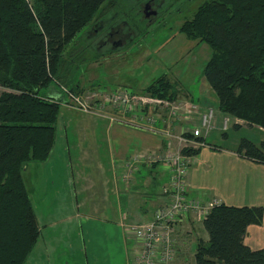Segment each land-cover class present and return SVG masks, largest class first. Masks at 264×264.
Here are the masks:
<instances>
[{"label": "trees", "instance_id": "obj_1", "mask_svg": "<svg viewBox=\"0 0 264 264\" xmlns=\"http://www.w3.org/2000/svg\"><path fill=\"white\" fill-rule=\"evenodd\" d=\"M105 1L0 0V264H24L38 237L21 172L50 153L60 105L71 108L66 94L79 93L65 49ZM179 32L210 49L201 77L217 110L264 130V0H206ZM144 92L167 101L176 95L164 76ZM234 152L264 165V139L257 146L240 139ZM261 219V207L213 205L200 223L207 240L196 242L194 264H264V246L251 250L242 242Z\"/></svg>", "mask_w": 264, "mask_h": 264}, {"label": "rangeland", "instance_id": "obj_2", "mask_svg": "<svg viewBox=\"0 0 264 264\" xmlns=\"http://www.w3.org/2000/svg\"><path fill=\"white\" fill-rule=\"evenodd\" d=\"M204 1L106 0L92 22L65 49L64 56L73 61L72 75L79 86L77 95L84 98L87 93L111 95L125 92L146 98L148 95H145L144 89L158 77L164 76L176 91L174 102L191 103V97L195 98L193 92L200 85L205 88L206 103L211 105L204 106L205 109L213 110L207 128L209 131L203 128L201 131H208L203 136L205 147L215 146L233 152L240 139L257 146L264 139V130L243 125L219 111L215 117L216 98L201 77L210 49L204 43L185 39L179 32L180 25L189 20L196 7ZM144 13L150 14L145 17ZM138 25L140 27L137 28ZM195 106L199 111V107ZM181 110L179 106V114L183 112ZM143 111L146 108L139 109L140 113ZM159 113L162 114V111L156 108L155 114ZM194 115L197 116L190 113L187 118H193ZM113 119L109 121L60 105L54 126V142L47 159L42 163L28 162L21 172L39 226L38 237L24 264H81L79 242L72 240L69 250L67 246L57 244L53 232L60 231L63 225L59 219L64 218L67 210L62 203L74 200V183H71L74 181V172H87L93 168L91 178L97 183L95 166L100 163L110 168L118 158L112 154L111 146L118 136L112 128L120 125V122L116 115H113ZM174 120L181 121L179 116ZM224 121L226 129L223 128ZM234 124L242 125L233 128ZM220 126L225 131L222 132ZM116 139H124L130 142L132 148L136 147L134 136L119 135ZM192 141L203 143L194 139ZM82 152L87 153V160H80ZM196 195L197 191L191 192L192 197ZM74 213L76 211L71 215ZM53 223L54 227H51ZM64 230L70 233L68 228ZM45 246L48 247L47 253ZM54 250H63L67 256L54 258Z\"/></svg>", "mask_w": 264, "mask_h": 264}, {"label": "crops", "instance_id": "obj_3", "mask_svg": "<svg viewBox=\"0 0 264 264\" xmlns=\"http://www.w3.org/2000/svg\"><path fill=\"white\" fill-rule=\"evenodd\" d=\"M204 90L199 85L197 91L193 92L195 98L186 93L192 98L189 102L197 105L199 110L204 106H211L206 103ZM152 107L145 106L146 111L143 113L136 111L132 114L106 109L108 116L116 115L120 122V125L112 129L118 136H134L136 147L132 148L130 142H125L124 139L117 140L116 136L111 152L118 158L110 168L100 163L95 166L97 183L91 178L93 168L87 172H74V181L71 182L74 183V200L62 203L67 212L64 218L59 219L63 225L60 231L53 232V238L57 244L67 246L69 250L72 248V240L79 242L81 264H132L138 245L132 236L123 231V227L151 221L154 211L168 202L162 190L169 177L163 156L166 141L172 149L176 146L174 140L163 134L167 131L172 136L178 135L185 124L195 125L197 116H190L186 123L183 120L179 123L170 116L168 109L156 107L162 114H155L156 108ZM217 111H214L215 117L219 113ZM148 117L154 120L153 124L147 123ZM104 128L107 129L105 126ZM220 129L223 132L226 128L222 129L220 126ZM204 133L201 135L204 136ZM202 142L206 144L205 139ZM133 153H144L150 162L139 163L136 172L123 180V175L126 174L124 162ZM81 155L80 160L88 159L86 152ZM189 160L185 182L190 197L191 192L197 191L203 204L214 202L233 207L262 208L260 224L248 226L242 240L251 250L261 249L264 246V165L246 160L234 151H225L215 146L199 147V152L189 156ZM191 167L194 170H190ZM73 211L76 213L71 215ZM200 223L195 214L190 213L181 222L174 224L172 240L175 258L169 264H194L196 242L205 243L207 240ZM51 227H54V223ZM63 227L68 228L70 233ZM47 248L45 246L46 253ZM63 255L67 256L63 250L53 251L54 258Z\"/></svg>", "mask_w": 264, "mask_h": 264}, {"label": "built area", "instance_id": "obj_4", "mask_svg": "<svg viewBox=\"0 0 264 264\" xmlns=\"http://www.w3.org/2000/svg\"><path fill=\"white\" fill-rule=\"evenodd\" d=\"M84 98L75 94H66V99L70 103V107L77 109L81 113L92 115L100 118L113 120V117L107 116L106 109L121 111L122 113H135L145 106L151 105L155 107L166 108L169 110L170 116L175 119L185 121L190 113L197 115V124L188 126L185 124L180 133L176 136L170 135L167 131L163 136L171 138L175 142V149L166 141V151L163 156V162L168 166L169 177L167 184L163 187V193L167 197V204L157 208L152 220L141 225H126L123 231L132 236L137 242V248L133 257L132 264H169L175 258V247L172 240V232L174 224L181 222L188 214L194 213L198 221L208 213L209 209L215 205L214 202L203 204L197 197L188 195V187L185 183L187 169L190 163L189 156L181 153L183 148H199L205 147L204 143L192 141V138H198L201 135L202 128L207 129L209 120L213 114L211 108L196 110V106L186 101H166L151 98H140L139 96L130 95L128 93H114L111 95L99 93H87ZM182 107L181 114L178 107ZM152 107V108H153ZM197 111V112H196ZM132 119H135L133 117ZM148 124H153L154 120L147 118ZM225 121L223 128H225ZM209 129V128H208ZM207 129V130H208ZM205 130L204 132H206ZM191 136V139L184 136ZM150 160L144 153H133L124 162L126 174L123 179L127 180L130 175L136 172L139 163H149Z\"/></svg>", "mask_w": 264, "mask_h": 264}, {"label": "water", "instance_id": "obj_5", "mask_svg": "<svg viewBox=\"0 0 264 264\" xmlns=\"http://www.w3.org/2000/svg\"><path fill=\"white\" fill-rule=\"evenodd\" d=\"M146 8H147V7H146V5H145V10H146ZM145 10H144V11H145ZM149 14H150V13H144V16L146 17V16H148Z\"/></svg>", "mask_w": 264, "mask_h": 264}, {"label": "flooded vegetation", "instance_id": "obj_6", "mask_svg": "<svg viewBox=\"0 0 264 264\" xmlns=\"http://www.w3.org/2000/svg\"><path fill=\"white\" fill-rule=\"evenodd\" d=\"M97 30L95 29L94 32H96Z\"/></svg>", "mask_w": 264, "mask_h": 264}]
</instances>
